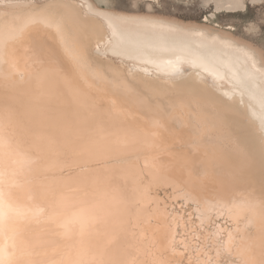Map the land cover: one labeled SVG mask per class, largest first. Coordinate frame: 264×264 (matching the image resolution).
Listing matches in <instances>:
<instances>
[{"label":"bare ground","instance_id":"6f19581e","mask_svg":"<svg viewBox=\"0 0 264 264\" xmlns=\"http://www.w3.org/2000/svg\"><path fill=\"white\" fill-rule=\"evenodd\" d=\"M210 1L215 12H237L245 4L244 0ZM44 5H69L49 8L44 14L57 20L65 36L80 48L83 67L65 55L54 28L29 22L39 17ZM94 13L123 19H116L110 28ZM50 47L64 57L65 73L47 86L37 81L31 90L3 89L13 81L24 85L30 75L47 66L44 54ZM177 56L195 59L197 66L182 61L180 71L169 75L144 62L175 61ZM254 61L257 67H264V55L256 47L208 25L119 13L98 8L91 0H0V104L7 103L18 113L21 129L33 123L29 107L33 94L38 93L47 103L45 88L62 90L69 100L78 89L152 137L151 145L134 155L91 165L125 167L132 173V189L143 180V189L150 191L133 197L130 211H124L122 205L119 214L107 217L103 215L108 210L103 203L104 185L85 177V182L77 185L80 195L76 201L94 200L88 207L95 209L100 219L83 235L77 228L71 238L59 227L72 213L60 206L65 189L58 173L62 168L64 177L83 174L89 165L81 159L82 149L77 148L56 167L57 153L48 152L51 141L45 144V153L53 159L30 180L34 198L29 200L26 188L14 189L13 195V202L44 211L38 219L19 226L21 240L10 258L17 264H220L223 255L228 264H264V130L252 116L253 111H259L248 94L253 84H237ZM66 79L70 83L66 84ZM181 81L188 85L195 81L196 86L181 91L174 87ZM117 84L127 85V89L117 88ZM260 86L257 80L256 89ZM72 103L74 115L76 102ZM35 125L47 127L39 116ZM159 159L163 165L155 163ZM5 162H9L7 157ZM146 163L159 179L148 170L143 175L137 172V167L145 168ZM160 189L168 191L169 200L190 203L198 223L206 224L213 217L226 223H216L203 235L199 247L192 238L179 239L177 226L183 219L167 209L158 194ZM229 233L234 244L231 251H224L222 245Z\"/></svg>","mask_w":264,"mask_h":264},{"label":"snow or ice","instance_id":"6c2138e0","mask_svg":"<svg viewBox=\"0 0 264 264\" xmlns=\"http://www.w3.org/2000/svg\"><path fill=\"white\" fill-rule=\"evenodd\" d=\"M57 7L67 8L69 5H44L39 17H34L29 22H39L47 28H54L61 37L65 55L74 64L83 67L84 58L80 48L65 36L62 26L57 20L44 14L45 10ZM149 7L154 8L155 5L149 4ZM229 7L231 8L232 5ZM260 7L264 8V0H260ZM243 8L244 11H247V4H244ZM89 11H92L91 7H89ZM94 15L102 16L110 28L116 19H123L110 16L107 13H94ZM137 23H147V21H137ZM260 27L264 29V25ZM20 31H23V28ZM113 35H116L115 31H113ZM44 55L47 66L42 67L35 75H30L24 85H18L13 81L11 84L3 85V89L7 91L24 87L31 90L33 83L37 81L42 86H47L67 71L64 57L55 48L50 47ZM182 61L197 66L196 60L188 56H177L175 61L168 60L163 63L152 59L144 60L145 63L153 64L157 71L166 72L169 75H175L180 71ZM257 80L261 82L258 90L255 87ZM247 82L253 84L252 89L248 91L250 100L259 108L258 112H252V116L259 119L261 129L264 130V67H257L254 61L251 68L246 70L244 80L237 79V84L241 87H244ZM65 83L70 82L66 79ZM195 86V81L192 82V85L183 81L174 84V87L181 91L187 87ZM116 87L127 89V85L123 84H117ZM44 90L49 95L48 102L45 103L39 99L38 93L33 94L29 105L30 110L34 113L31 117L33 123L24 125L23 129H21L22 121L18 118V113L7 103L0 104V264H17L10 257L15 255L18 242L21 240L22 233L19 226L38 219L44 211L37 206H30L28 203L13 202V195L14 189L26 188L29 200L34 198L35 193L30 186V180L40 172L42 166L47 167L49 161L53 159L45 153L44 149L45 144H48L49 141L51 144L48 145V152L55 151L57 153L54 158L56 167L69 158V152H73L77 148L82 149L84 156L81 159L89 165L83 174L73 173L64 177L62 168L58 173L65 189L60 199V206L70 209L72 213L71 216L59 223V227L64 229L63 234L66 237L71 238L77 228L83 235L100 219L97 211L88 207L94 200L86 197L82 201H76V197L80 195L77 185L84 183L85 177L97 184L104 185L103 203L108 210L103 215L107 217L119 214L122 205L124 211H130L133 197H142L150 191V189H143V180L137 182L135 188L132 189L129 179L132 173L125 167L116 165L91 167V165H100L109 160L134 155L142 151L145 146L151 145V136L134 128L103 104H96L89 94L78 89L73 90L72 100H69L62 90L53 91L51 88ZM128 90L130 91V89ZM226 95L231 96L228 93ZM73 100L76 102L74 115L71 111ZM53 101L56 103L55 107H52ZM36 116L40 117L41 123H47V127H37L35 125ZM12 154H15V160L12 159ZM5 157L8 158V163L5 162ZM155 163L163 165L164 161L159 159ZM146 170L154 179H159L156 173L148 168L147 163L145 168L137 167V172L141 175ZM112 209L116 211L114 212ZM234 240L233 235L229 233L228 240L223 242L222 250L231 251ZM27 264H33V262L28 261ZM80 264H84V262L81 261ZM91 264H106V262L92 261ZM107 264H119V261H109Z\"/></svg>","mask_w":264,"mask_h":264},{"label":"rangeland","instance_id":"374dc122","mask_svg":"<svg viewBox=\"0 0 264 264\" xmlns=\"http://www.w3.org/2000/svg\"><path fill=\"white\" fill-rule=\"evenodd\" d=\"M91 1L94 2L98 8L119 13L132 15L152 14L171 17L183 23H190L197 26L208 25L219 28L233 37L256 47L264 55V29L260 27L264 25V8L260 7V0H244L248 10L244 11L243 9L237 12H215L213 1L210 0ZM149 4H153L155 7L150 8ZM205 17H207V20H205ZM160 192L163 195L160 194ZM167 193L168 191L166 189L158 190V194L167 204V209L176 212L183 219V223H179L177 226L176 235L179 239L187 241L192 238V240L195 241V245L199 247L201 243L203 244L202 238L214 229L216 223H226L224 219H216L214 217L206 224L198 223L194 208L190 203H185L180 199L176 201L169 200L166 196ZM219 260L220 264H228L226 256L221 255Z\"/></svg>","mask_w":264,"mask_h":264}]
</instances>
